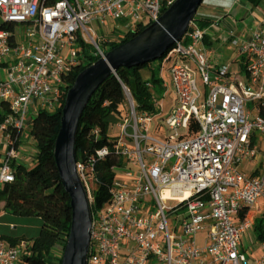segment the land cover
Returning a JSON list of instances; mask_svg holds the SVG:
<instances>
[{"label": "built area", "instance_id": "2783aa9c", "mask_svg": "<svg viewBox=\"0 0 264 264\" xmlns=\"http://www.w3.org/2000/svg\"><path fill=\"white\" fill-rule=\"evenodd\" d=\"M174 1L0 0V22L11 26L0 28V186L14 179V143L30 128L28 108L57 109L81 46L103 57L97 29L111 33L118 20L124 33L144 28ZM206 18L197 10L182 38L155 63L158 85L168 88L166 71L173 85L168 114L151 82H145L151 110H139L121 84L127 110L116 123L119 133L104 145L94 129L93 154L76 162L91 210L86 264H254L240 247L250 223L238 217L264 200V150L254 144L255 135L264 139V12L245 40L230 39L245 69L217 62L199 26ZM10 130L21 134L12 139ZM109 151L121 162L110 167L107 199L91 209L93 165ZM257 156L253 172L239 168ZM258 246L255 264H264V240ZM28 253L30 242L0 238V264H26Z\"/></svg>", "mask_w": 264, "mask_h": 264}, {"label": "trees", "instance_id": "16d2710c", "mask_svg": "<svg viewBox=\"0 0 264 264\" xmlns=\"http://www.w3.org/2000/svg\"><path fill=\"white\" fill-rule=\"evenodd\" d=\"M207 24V19L199 20L201 28ZM0 28H11V26L0 22ZM142 29L136 27L125 32L121 42L105 41L99 47L105 54L108 50L138 34ZM89 49L88 45L81 46L79 63L64 79L57 109L55 111L40 109L31 120L28 134L35 141L34 165L29 167L25 163H14V179L0 186V211L22 217H39L42 220L38 234L31 239L6 238L0 235V238L10 243H17L22 240L30 242V253L22 257L26 264L54 263V261L52 262V252L57 246L61 247L60 252H62L69 231L71 220L69 196L59 179L53 147L67 89L83 68L99 58V56L92 55ZM160 59L162 57L158 58L157 61ZM239 61L245 69L247 63L245 57L241 56ZM145 68L151 69L150 78L142 76L141 71ZM147 81L158 85V78L155 76L151 62L131 68L120 67L103 81L82 112L75 141L76 162H85L93 154L98 142L93 132L94 129H98L99 141L104 145L111 144L113 137L109 134V128L121 118L119 107L125 105V96L121 84L127 87L139 110H151L153 108L151 91L145 86ZM3 115L4 113L0 112V123L3 120ZM10 134L14 139L19 137L21 132L10 130ZM14 144L19 146L20 143L16 139ZM120 162V157L112 151H109V154L104 158L94 162L93 171L96 177V187L92 193L93 204L91 209L99 206L107 199L113 177L110 167ZM247 211V208H244L239 213L238 219L240 221L245 220ZM252 231L257 242L264 240V212L253 220ZM59 261L60 256L57 257L55 264H59Z\"/></svg>", "mask_w": 264, "mask_h": 264}, {"label": "water", "instance_id": "95a60500", "mask_svg": "<svg viewBox=\"0 0 264 264\" xmlns=\"http://www.w3.org/2000/svg\"><path fill=\"white\" fill-rule=\"evenodd\" d=\"M202 0H175L138 34L108 50L83 68L67 89L53 156L62 187L69 196L70 227L59 264H86L91 210L76 170L75 141L82 112L103 81L118 68H131L160 58L186 32Z\"/></svg>", "mask_w": 264, "mask_h": 264}, {"label": "rangeland", "instance_id": "374dc122", "mask_svg": "<svg viewBox=\"0 0 264 264\" xmlns=\"http://www.w3.org/2000/svg\"><path fill=\"white\" fill-rule=\"evenodd\" d=\"M198 9H200V6L198 7ZM197 9V10H198ZM253 22L252 17H249L247 19H245V21L243 22L244 25L246 26H250V24ZM115 23L119 24L118 28H116L114 31H112L111 33H106L107 30L100 28L97 29V35L100 38V42L99 45H101L102 41H111V42H121L124 38V29L123 28V23L124 20H118ZM113 22H111V24L109 25V28L112 27ZM114 25V24H113ZM102 46V45H101ZM230 46L234 48L235 53L237 52V48L233 45ZM227 49V48H224ZM90 53L92 55L94 52V48L90 47ZM215 50V49H213ZM217 52V51H216ZM226 53L228 51H225ZM234 53H231L230 55L232 56ZM240 59V57H235L233 60H237V61H233L232 59H230V57H225L224 59H222L221 63H227L230 64L232 67L235 65V63H238L240 61H238ZM156 60L151 61V66L154 69V73L155 76L158 78L159 77V69L156 66ZM141 74L144 78H150V74H151V69L145 68L141 71ZM164 79L167 81L168 83V88H164V87H160L157 84H153V88L157 94V97L160 98L159 101L163 102L164 105V116H166L169 112V105L173 102V97H174V90H173V85L170 82V78L168 75V72L166 71L163 75ZM198 88L200 91L205 90V86H203L200 83V79L198 78ZM162 99V100H161ZM123 107H119V109H121V116L126 115V107L123 104ZM252 106V103L249 104V107ZM36 115V111H34V109L32 107H29L27 112H26V116L31 118V120L35 117ZM119 121H122L119 119ZM118 122V120H116V122L109 128V134L114 135L119 133V129L116 126V123ZM31 124V122H30ZM152 127V124H151ZM29 129L26 128V130L24 129L23 134H22V140L20 145L18 146V151L20 153H22L25 157H26V164L31 167L34 165V157H35V153H36V148H35V141L32 138V136H30L28 134ZM2 150L3 148L0 146V164H1V159H2ZM247 160H242L241 163L239 164V168L244 170V172H246L247 174H250L251 172H253L252 170V166L247 165ZM260 212L256 209V207L254 206L251 210H250V214L247 217V220L250 223V227L248 229H245L242 237H241V245L240 247L246 251V252H251L254 256L252 257V261L255 264V260L256 257L259 256V252H258V246H257V241L255 239V236L252 232V221L254 216H259ZM42 224V220L39 217H22V216H17L5 211H0V235L7 237H13V238H24V239H31L33 237H35L38 232L39 229L41 227ZM253 247V249L251 248ZM61 247L57 246L56 248H54L53 252H52V261L55 260L57 261V257L61 256L60 252Z\"/></svg>", "mask_w": 264, "mask_h": 264}, {"label": "crops", "instance_id": "0c3cea01", "mask_svg": "<svg viewBox=\"0 0 264 264\" xmlns=\"http://www.w3.org/2000/svg\"><path fill=\"white\" fill-rule=\"evenodd\" d=\"M198 12L207 17L206 19L208 20V24L204 26L207 30L204 43L211 49H215L217 62L221 63L225 57H230L232 60L236 57L234 48L230 46V39L237 37L240 40H245L249 36L251 30L257 24L261 13L264 12V0H202ZM249 17H252L253 22L250 26H246L243 22ZM231 50L234 53L232 56L230 55ZM225 51L228 52L226 53ZM254 144L258 149L264 150V139L261 135H255ZM259 162L260 157L257 156L254 160H247L246 164L252 166V171H254L258 168ZM16 163L26 164V157L19 151ZM254 206L260 212L259 216L264 212V200L260 199L253 206L247 208L245 220H247L250 210ZM259 216H254L253 220ZM251 248L253 249V247ZM258 252L260 254L259 246ZM246 253L251 258L254 256L250 251ZM53 261L54 263L51 264H55L56 261Z\"/></svg>", "mask_w": 264, "mask_h": 264}]
</instances>
